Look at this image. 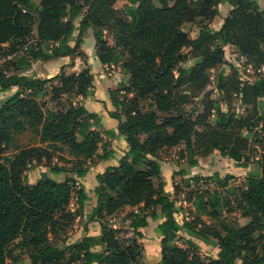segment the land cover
I'll list each match as a JSON object with an SVG mask.
<instances>
[{
  "label": "trees",
  "instance_id": "trees-1",
  "mask_svg": "<svg viewBox=\"0 0 264 264\" xmlns=\"http://www.w3.org/2000/svg\"><path fill=\"white\" fill-rule=\"evenodd\" d=\"M182 1L187 6L179 3L171 8L168 0H163L159 8L154 0H130L128 19L117 23L123 27L122 34L117 36L116 46L111 47L97 29L106 27L115 17L113 6L117 0H95L94 8L89 10L84 0H40L42 11L35 10L31 0H0L3 56L19 53L35 30L41 40L37 49H30L18 62L7 60L0 64V92L18 88L12 97L0 101V264H8V251L18 241L29 252L30 264H141L143 246L139 241L144 236L140 229L149 226V219L158 218V209L165 219L157 228V235L162 238L159 264H264V253L248 258L264 244V111L259 106L264 101V78L243 86L235 77L220 80L219 88L226 102H232L237 95L250 108L246 117L230 110L223 112L213 102L196 119V112L190 110L193 101L209 85L211 71L225 63V45L237 46L258 71L264 67V10L256 0ZM224 4L232 10L221 29L213 32L208 23L219 15V6ZM185 22L202 25L196 40H190L181 29ZM77 26L80 35L71 47L69 40ZM92 29L101 63H122L130 72L128 85L120 91L137 95L130 102L113 98L116 112L109 115L120 121L116 132L99 131V118L80 104L67 111L49 115L45 112L46 97L58 100L75 92L78 97L92 96L94 76L89 69L78 75L61 73L48 80L18 74L32 61L50 60L42 52L43 44L59 45L55 53L63 56L77 53L83 35ZM186 47L191 48L196 63L191 72L181 66L187 61L183 52ZM124 54H128L129 60L123 63ZM147 98L152 100L155 111H140V99ZM159 115L169 117L161 122ZM28 128L47 147H29L5 155L11 135L24 134ZM105 137H123L129 149L118 166L98 176V201L91 220L104 221L128 207L143 206V211L129 213L121 228L102 224L100 236L73 244L66 242L61 247L52 242L50 235L60 234L82 214L88 196L81 187L74 192L77 181L73 178L57 182L43 175L35 185H30L26 173L34 162L53 161L54 153L49 148L64 147L72 160L59 156L58 161L71 165L76 161L74 172L83 178L88 162L98 156ZM170 150H178L177 161L190 155L191 166L198 164V158L217 151L223 158L237 162L240 168L257 164L260 174L250 173L241 199L231 209L234 217L250 218L251 223L245 227L226 225L225 235L200 219L181 226L175 217L176 201L165 193L159 164L168 158ZM53 171L64 170L56 167ZM74 199L78 206L76 214L68 211ZM221 199L218 195L210 196L208 204L219 206ZM217 216L215 213L214 217ZM182 228L205 243L210 238L217 241V258L204 260L192 243L188 248L177 246V234ZM122 234L132 235L133 241L124 243ZM92 247H101L102 251L93 252Z\"/></svg>",
  "mask_w": 264,
  "mask_h": 264
},
{
  "label": "crops",
  "instance_id": "crops-1",
  "mask_svg": "<svg viewBox=\"0 0 264 264\" xmlns=\"http://www.w3.org/2000/svg\"><path fill=\"white\" fill-rule=\"evenodd\" d=\"M31 1L32 5L35 7V10L42 11V8L40 7V0H38L39 2H37L36 5L34 4L35 0ZM79 35L80 28L79 26H77L73 37L69 40L71 47H74ZM82 39L83 43L79 46L77 53L70 56L56 54L55 48H58L59 46L57 44H43L41 47L42 52L45 56L50 57V60L32 61L29 66L25 67L18 74L21 76H25L28 79L48 80L60 75L61 73H64L67 76H71L78 75L83 71L89 69L94 76L93 95L86 98L80 97L79 103L80 105H83L89 113L94 114L99 118L100 125L99 127H97L99 131L103 133L108 131L116 132L119 129L120 121L115 118H112L109 115V113L116 112V107L113 104L112 100L113 98L119 99L117 97V93L125 95V93L120 90L123 85H128L129 77L118 70H112V68H116V66L103 65L101 63L98 57L97 42L92 30L85 33ZM23 56L24 55L20 54L15 55L10 60L12 62H18ZM17 91L18 88H13L8 91L0 92V101H5L9 99ZM119 100L121 101L122 99ZM125 120L126 118L123 117V121ZM128 149V144L126 143L123 137H105V142L101 145L98 156L88 162V172L85 177L79 178L75 172L70 173L69 171V173H67V177L75 179L79 188H83L88 196V201L85 203L84 209L82 211V213L84 212L85 215V221L88 224L87 229H84V238H95L100 236L102 233V224H107L105 221H101L99 219H95L94 221L91 220V214L98 201V196L95 193V189L99 186L97 178L99 175L104 174L108 168L118 166L121 159L127 154ZM197 160L198 164L195 166H191L189 164V155L186 157V159L182 161H177L175 158L170 160L163 158L162 161L159 162L161 168V177L164 182L165 193L176 201L177 209H179V196L182 195L181 189L184 188L183 182L184 184L188 182L195 183L198 186L208 185L209 183H212L219 188H226L225 183H228L233 180H227V178H239L242 177L244 174L248 175L247 171L249 168H240L236 166L234 167V170L231 171V169L226 166L230 167V163L236 162L229 158H223L221 154L220 157H217L215 154H212L208 157L198 158ZM56 167L62 168L61 165H55L53 166V168L47 170H39L33 177L35 181L31 182L30 185H35L38 181L42 179L43 175L54 181L63 182L67 177L65 176V179H61V175H64L66 173H64V171L55 173L53 169H55ZM197 179H199V181H196ZM179 181H181L180 185ZM230 190H232V188ZM220 193L221 192L205 194L207 195L205 204H208L210 196L218 195L219 197H221ZM220 203H222V199ZM209 206L211 205L208 204V207ZM221 206L222 204H219L218 207L220 208ZM76 207L78 210L77 204ZM142 208L143 206L135 209L128 207L122 210L119 214L113 217H108L106 219H114L120 214H125V216H127L131 212L143 211ZM157 214V219L148 220L149 226L147 228L140 229V232L144 236L143 239L139 241L143 246L142 261H147V264H159L161 260L162 238L157 235V228L165 221V219L162 218L160 209H158ZM214 214V212H208L205 215L201 214L194 218L192 221L189 218H186L185 220L179 218L178 213L175 217L177 219V222L181 226H183L185 223H192L195 219H200L208 227H210L209 221H206L205 218H207L208 220L209 218H217L214 217ZM233 223L235 224V226L238 225L240 227H245L251 223V219L233 216ZM107 225L115 229L122 227V225L118 224ZM210 228L215 230V227L213 226H211ZM81 240L82 239L74 241L71 244ZM191 243L196 248H201V250L204 252L209 251V247H212L214 249L211 254L212 258H217L219 252V246L217 241H215L213 238H210V241L208 243H205L202 240L198 239L194 234H192V232L186 231L182 228L177 234V241L175 244L181 248H188L189 244ZM67 244L69 243L67 242ZM92 251L101 252L102 248L92 247ZM199 255L202 256V254L200 253Z\"/></svg>",
  "mask_w": 264,
  "mask_h": 264
},
{
  "label": "rangeland",
  "instance_id": "rangeland-1",
  "mask_svg": "<svg viewBox=\"0 0 264 264\" xmlns=\"http://www.w3.org/2000/svg\"><path fill=\"white\" fill-rule=\"evenodd\" d=\"M163 0H154V3L157 7L161 8V3ZM261 9L264 10V0H256ZM38 0H35L34 4L36 5ZM86 10L93 9V4L95 0H84ZM180 3V4H179ZM186 5L182 0H168L169 7L173 8L177 5ZM95 6V5H94ZM132 8L130 0H117L114 4L113 9L116 11V15L114 18L110 19L108 25L102 29H97L102 33L104 41L111 47L116 46V38L117 36H121V32L123 31V27L119 26L118 20L128 19L127 13L128 10ZM231 7L228 4L219 6V15L211 22L208 23L211 31L217 32L221 29L224 24V20L230 15ZM33 13L36 18H38L37 13L33 10ZM201 24L194 22H185L182 24L181 29L186 34V36L190 40H196L200 35ZM93 34H95V30L92 29ZM73 46V45H72ZM122 50V49H119ZM183 52L187 56V61L183 63L181 66L186 68L188 72H191L195 67L196 63L194 57L192 56V50L189 47H186ZM225 52V63L216 67L210 73V82L204 93L197 99H195L190 106V110H194L196 114L193 115V118L196 119L197 116L203 114L205 112V108H207L210 102H213L214 105L220 108L223 112H228L229 110L236 113L239 117L248 116V112L250 110L249 107L245 106L241 101V96L234 95L232 97V102H226L223 97V93L220 91V80L223 78L224 80L230 79L231 77H235L238 82L243 85H247L255 82L261 78H264V67L261 71H258V68L254 65H251L248 59L241 53L239 48L235 45L228 44L224 46ZM123 63L129 60L128 54H124ZM111 69V68H110ZM107 70V69H106ZM112 70H118L121 73L126 74L130 79V72L123 68L121 63L120 66H116V68H112ZM117 97L119 99L126 98L128 102L132 101L137 97L136 93L134 94H119L117 93ZM80 97L76 95V92L73 95H63L58 100H52L50 97H46L43 99L46 102L45 112L47 115L57 112V111H67L71 106H78ZM140 111L142 112H152L155 111L153 106V102L150 99H140L139 101ZM260 109L264 111V101L259 104ZM190 112V111H189ZM161 122L168 118V115H159ZM175 116V115H174ZM211 122L215 123V117H212ZM251 137V135H249ZM47 147L46 145H41L39 143L38 136L32 131V129L28 128V130L21 135L12 134L10 145L5 153V155H14L18 153L20 150L29 148V147ZM50 152L54 153L53 161L49 162L46 160H42L41 162H34L32 166L26 173V181L30 184L35 181L34 176L39 170H47L53 168V166L61 165L64 170V175H61V179H65L68 175L67 173H73L76 161H74V165L70 163H66L67 161H58L57 157L62 156L64 160H72L71 156L67 152V150L63 148L52 149L49 148ZM178 150H170V155L168 158L164 159H176ZM217 157H220V152L214 153ZM190 156V155H189ZM72 162V161H71ZM230 167L226 166L234 170V167L238 166V163H230ZM225 165V163H224ZM232 166V168H231ZM248 175L244 174L242 177L234 178L233 180L225 183L226 188H219L215 184L209 183L208 185H200L198 186L195 183H185L183 182V189H181L182 195L179 196L178 201V217L181 219L189 218L191 221L199 215H205L206 213L214 212L218 214L217 218H205L206 221H209V226L215 227V230H219L222 235H225L226 232L223 228L226 225H235L233 223V216L230 213V210L236 208L238 201L241 199L242 190L245 187V181L247 180L251 172H255L260 174V168L257 164H252L248 171ZM66 176V177H65ZM226 180V179H225ZM158 180H156L157 182ZM181 181H179L180 185ZM79 188L78 185L74 186V192H77ZM232 188L233 191H229ZM221 192L222 198V206L219 208L218 206H207L204 207L205 200L207 199V193H216ZM75 196V195H74ZM186 202V203H185ZM68 211L72 214H76V200L74 199ZM107 224L113 225H124L127 223L125 214H120L116 216L114 219L108 220L104 219ZM194 222V221H193ZM87 223L85 221L84 212L80 216H76L75 220L66 227L65 230H62L60 234L52 236V242L58 244L59 246H63L66 242L71 244L74 241L84 239L85 228L87 229ZM183 238V237H182ZM69 239V241H68ZM132 235L122 234L121 240L124 243H131L133 241ZM194 242V241H193ZM184 243V242H183ZM195 243V242H194ZM185 244V243H184ZM195 247V246H194ZM196 248V247H195ZM257 252L254 254H249V259L256 258L257 255H263L264 253V244H261L257 247ZM196 251L202 254V258L204 260L212 259V252L214 249L209 247V251H202L201 248H196ZM9 259L8 264H30L29 252L22 246V241L16 242L12 247H10L9 251ZM240 257L243 258L244 255L240 252ZM155 262V261H154ZM141 264H147V261H143ZM238 264H241L239 262Z\"/></svg>",
  "mask_w": 264,
  "mask_h": 264
},
{
  "label": "built area",
  "instance_id": "built-area-1",
  "mask_svg": "<svg viewBox=\"0 0 264 264\" xmlns=\"http://www.w3.org/2000/svg\"><path fill=\"white\" fill-rule=\"evenodd\" d=\"M40 44L41 40L39 39L38 33L35 30L34 35L26 41L20 52L15 55H26L30 49H37ZM15 55L5 57L0 52V64H3L5 61L10 60Z\"/></svg>",
  "mask_w": 264,
  "mask_h": 264
}]
</instances>
